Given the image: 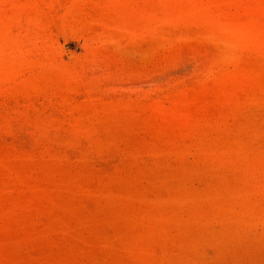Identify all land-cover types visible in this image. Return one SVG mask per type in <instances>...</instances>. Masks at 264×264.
Here are the masks:
<instances>
[{"label": "rangeland", "instance_id": "obj_1", "mask_svg": "<svg viewBox=\"0 0 264 264\" xmlns=\"http://www.w3.org/2000/svg\"><path fill=\"white\" fill-rule=\"evenodd\" d=\"M0 264H264V0H0Z\"/></svg>", "mask_w": 264, "mask_h": 264}]
</instances>
